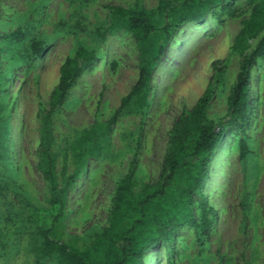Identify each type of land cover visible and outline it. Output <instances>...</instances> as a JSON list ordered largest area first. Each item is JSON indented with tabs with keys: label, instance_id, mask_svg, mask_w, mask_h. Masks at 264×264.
Wrapping results in <instances>:
<instances>
[{
	"label": "rangeland",
	"instance_id": "rangeland-1",
	"mask_svg": "<svg viewBox=\"0 0 264 264\" xmlns=\"http://www.w3.org/2000/svg\"><path fill=\"white\" fill-rule=\"evenodd\" d=\"M180 1L166 0L167 9ZM136 2L158 26L141 46L111 24L112 7ZM159 2L0 0V264H59L40 252L42 237L34 233L46 229L87 248L109 224L116 184L131 161L137 197L158 180L172 123L211 79L206 118L214 124L227 119L243 56L264 38V0H223L201 19L182 22L151 66L148 85L129 96L141 64L150 66L163 44L161 28L170 17ZM250 19L263 21L262 28L242 40L241 53L234 39ZM34 43L39 53L31 50ZM78 47L96 59L51 108L59 68ZM248 82L249 120L243 128L234 120L208 154L205 184L191 196L193 223L149 248L144 264H264V50ZM41 165L50 167L56 190ZM58 189L62 207L53 203Z\"/></svg>",
	"mask_w": 264,
	"mask_h": 264
},
{
	"label": "trees",
	"instance_id": "trees-1",
	"mask_svg": "<svg viewBox=\"0 0 264 264\" xmlns=\"http://www.w3.org/2000/svg\"><path fill=\"white\" fill-rule=\"evenodd\" d=\"M223 0H181L180 3L167 9L166 0H160L161 13H167L170 19L161 28L165 37L163 44L157 47L151 65L141 64L139 76L129 96L140 92L149 82L151 66H155L162 56L165 44L173 32L186 20H199L206 11ZM258 4L254 6L257 12ZM113 26L130 31L141 46L143 40L154 32L158 26L154 24L150 13L142 9L138 2L131 8L112 7ZM263 21L252 23L244 21L243 28L234 39L233 49L244 52L240 45L247 36H255L262 28ZM34 53H39L35 43L31 45ZM264 50L262 38L255 50L243 56L236 84L228 97L226 120L218 124L206 118V106L211 94V79L203 94L194 106L183 111L174 120L168 132L167 146L164 153L159 178L155 183L147 184L142 197H137L131 188L134 161H131L128 172L118 180L111 199L109 224L97 234L95 240L81 250L68 243L50 236V229L34 234L42 237L40 252L42 255H54L59 264H144L145 252L160 241L172 239L176 229L191 222V196L205 184L209 170L208 154L215 151L225 129L240 120V128L248 122L251 113L249 103V71L255 57ZM96 57L92 51L78 47L73 58H67L59 68V78L50 92V106L55 108L63 100L67 89L79 75L81 68L89 65ZM81 60L79 65H76ZM240 145L244 147L241 141ZM195 158H199L196 161ZM193 162V163H192ZM196 164V165H194ZM45 177L54 190L50 167L41 165ZM184 178V185L181 181ZM60 189L54 192L53 203L59 199ZM178 195V196H177ZM213 214V210L209 209ZM203 225L208 228L210 221L206 218L205 205L202 206ZM57 216L53 217V222Z\"/></svg>",
	"mask_w": 264,
	"mask_h": 264
},
{
	"label": "bare ground",
	"instance_id": "bare-ground-1",
	"mask_svg": "<svg viewBox=\"0 0 264 264\" xmlns=\"http://www.w3.org/2000/svg\"><path fill=\"white\" fill-rule=\"evenodd\" d=\"M223 160V157H221V160L220 161H222Z\"/></svg>",
	"mask_w": 264,
	"mask_h": 264
}]
</instances>
